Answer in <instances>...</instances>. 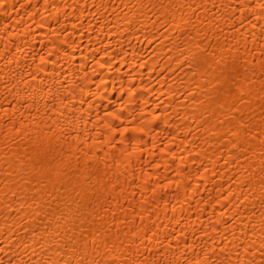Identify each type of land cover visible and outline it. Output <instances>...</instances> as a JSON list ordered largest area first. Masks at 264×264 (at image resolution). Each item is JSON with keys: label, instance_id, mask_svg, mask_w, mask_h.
Instances as JSON below:
<instances>
[{"label": "bare ground", "instance_id": "bare-ground-1", "mask_svg": "<svg viewBox=\"0 0 264 264\" xmlns=\"http://www.w3.org/2000/svg\"><path fill=\"white\" fill-rule=\"evenodd\" d=\"M261 4L0 0V261L264 264Z\"/></svg>", "mask_w": 264, "mask_h": 264}, {"label": "snow or ice", "instance_id": "snow-or-ice-1", "mask_svg": "<svg viewBox=\"0 0 264 264\" xmlns=\"http://www.w3.org/2000/svg\"><path fill=\"white\" fill-rule=\"evenodd\" d=\"M261 7L264 8V5H261ZM101 67H103V65H101ZM189 67L191 68V65ZM217 82H219V81H217ZM249 83H251V81H249ZM242 88H243V85H241L239 83V81H237L236 79H233V90L230 92V94L236 96L238 103H243L245 100V95L242 92ZM233 109L235 111H239V109L236 108L235 104H233ZM241 120H243L242 116H241ZM240 126L245 127L244 124H241ZM92 243H93V245H95L94 240ZM2 251H3V249H0V252H2ZM222 251H223V249H222ZM0 264H3V261H0ZM10 264H11V262H10ZM65 264H72V262L68 261V262H65ZM76 264H118V261L116 258H113L111 260L104 259L103 261H98V260L89 261L85 257L82 256L76 261ZM124 264H126V262H124ZM144 264H147V262L145 261Z\"/></svg>", "mask_w": 264, "mask_h": 264}, {"label": "clouds", "instance_id": "clouds-1", "mask_svg": "<svg viewBox=\"0 0 264 264\" xmlns=\"http://www.w3.org/2000/svg\"><path fill=\"white\" fill-rule=\"evenodd\" d=\"M261 5H264V4H261ZM261 5H260V7H261ZM262 8V7H261Z\"/></svg>", "mask_w": 264, "mask_h": 264}]
</instances>
